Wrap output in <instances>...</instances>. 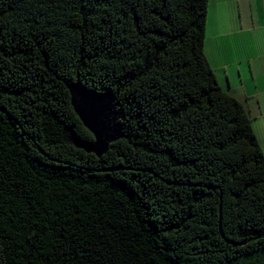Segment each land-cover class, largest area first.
<instances>
[{"label": "trees", "instance_id": "trees-1", "mask_svg": "<svg viewBox=\"0 0 264 264\" xmlns=\"http://www.w3.org/2000/svg\"><path fill=\"white\" fill-rule=\"evenodd\" d=\"M208 0H0V264H264V155L203 45ZM114 98L101 157L70 103Z\"/></svg>", "mask_w": 264, "mask_h": 264}, {"label": "crops", "instance_id": "crops-1", "mask_svg": "<svg viewBox=\"0 0 264 264\" xmlns=\"http://www.w3.org/2000/svg\"><path fill=\"white\" fill-rule=\"evenodd\" d=\"M203 50L247 110L264 155V0H208Z\"/></svg>", "mask_w": 264, "mask_h": 264}, {"label": "water", "instance_id": "water-1", "mask_svg": "<svg viewBox=\"0 0 264 264\" xmlns=\"http://www.w3.org/2000/svg\"><path fill=\"white\" fill-rule=\"evenodd\" d=\"M71 107L83 127L92 135L90 142L77 141L75 146L101 157L108 146L124 138L114 98L107 92L90 90L81 82L69 86Z\"/></svg>", "mask_w": 264, "mask_h": 264}, {"label": "clouds", "instance_id": "clouds-1", "mask_svg": "<svg viewBox=\"0 0 264 264\" xmlns=\"http://www.w3.org/2000/svg\"><path fill=\"white\" fill-rule=\"evenodd\" d=\"M123 133V132H122ZM93 138V137H92ZM90 142V141H89Z\"/></svg>", "mask_w": 264, "mask_h": 264}]
</instances>
